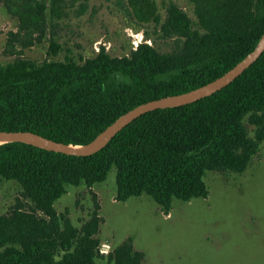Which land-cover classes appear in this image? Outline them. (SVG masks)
I'll list each match as a JSON object with an SVG mask.
<instances>
[{
  "label": "trees",
  "instance_id": "1",
  "mask_svg": "<svg viewBox=\"0 0 264 264\" xmlns=\"http://www.w3.org/2000/svg\"><path fill=\"white\" fill-rule=\"evenodd\" d=\"M146 20L150 0H130ZM196 22L171 2L160 33L178 48L161 53L147 42L129 56L102 46L78 62L25 59L0 63V131H33L67 145L92 141L130 109L204 86L244 59L264 34V0H190ZM28 35L44 33L65 0H4ZM69 6V5H68ZM49 14V15H48ZM248 119L255 128L251 137ZM264 140V53L225 88L194 103L147 112L101 151L74 156L22 142L0 145V179L16 180L34 203L0 216V264H96L103 219L97 208L79 229L55 202L68 186L91 187L116 168L117 200L146 194L168 209L177 198H206L207 171L244 172ZM111 264H144L132 238L108 255Z\"/></svg>",
  "mask_w": 264,
  "mask_h": 264
},
{
  "label": "rangeland",
  "instance_id": "2",
  "mask_svg": "<svg viewBox=\"0 0 264 264\" xmlns=\"http://www.w3.org/2000/svg\"><path fill=\"white\" fill-rule=\"evenodd\" d=\"M150 1L160 22L141 17L130 0H65L69 17L50 21L44 33L28 35L0 0V63L25 59L42 64L68 58L81 62L102 46L113 57L129 56L142 42L161 53L172 52L178 40L160 33L166 7L177 4L195 23L194 5L190 0ZM245 126L254 137L248 119ZM204 179L206 198H175L165 209L146 194L118 201L113 167L103 182L68 186L54 206L80 229L99 205L103 221L96 235V264H111L108 255L129 238L145 254L144 264H264V140L244 172L210 170ZM18 206L31 211L34 203L23 195L19 182L1 178L0 216Z\"/></svg>",
  "mask_w": 264,
  "mask_h": 264
},
{
  "label": "water",
  "instance_id": "3",
  "mask_svg": "<svg viewBox=\"0 0 264 264\" xmlns=\"http://www.w3.org/2000/svg\"><path fill=\"white\" fill-rule=\"evenodd\" d=\"M264 53V34L258 45L239 63L214 81L178 95L166 96L142 103L116 118L92 141L82 146L67 145L47 138L33 131H0V145L8 142H22L48 151L74 156L93 155L103 148L128 124L141 115L158 110L175 108L194 103L228 86L242 75Z\"/></svg>",
  "mask_w": 264,
  "mask_h": 264
},
{
  "label": "built area",
  "instance_id": "4",
  "mask_svg": "<svg viewBox=\"0 0 264 264\" xmlns=\"http://www.w3.org/2000/svg\"><path fill=\"white\" fill-rule=\"evenodd\" d=\"M105 247H102V249L104 250Z\"/></svg>",
  "mask_w": 264,
  "mask_h": 264
},
{
  "label": "bare ground",
  "instance_id": "5",
  "mask_svg": "<svg viewBox=\"0 0 264 264\" xmlns=\"http://www.w3.org/2000/svg\"><path fill=\"white\" fill-rule=\"evenodd\" d=\"M1 143V142H0Z\"/></svg>",
  "mask_w": 264,
  "mask_h": 264
}]
</instances>
